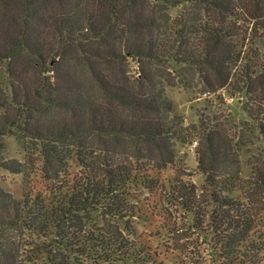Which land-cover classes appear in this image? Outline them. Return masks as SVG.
<instances>
[{"label":"trees","instance_id":"16d2710c","mask_svg":"<svg viewBox=\"0 0 264 264\" xmlns=\"http://www.w3.org/2000/svg\"><path fill=\"white\" fill-rule=\"evenodd\" d=\"M171 6L182 11L171 16ZM38 7L14 18L24 32L0 46L10 73L22 51L31 54L29 68L39 83L35 101L47 104L39 110L29 93L20 97L13 79L0 100V170L23 178L21 198L0 182V264H19L24 251L18 241L27 235L40 241L29 252L48 264L77 257L95 264L152 263L156 253L135 222L167 221L171 213L159 211L161 203L191 216L192 231L211 235L224 264H264V199L248 194L264 196V148L248 158L249 178L240 170L247 145L264 147V0H53L49 12ZM41 28L61 38V49L79 42L77 61L88 82L61 68L66 54L42 49ZM179 84L214 96L226 91L247 117L226 118L212 102L210 114L199 116L193 130L200 134L201 193L176 170L174 142L189 140L167 94ZM48 107L70 111L73 121L61 119L49 133L34 131V116ZM8 136L16 138L24 161L7 157ZM166 172L168 181L161 180ZM137 188L156 191L155 201Z\"/></svg>","mask_w":264,"mask_h":264},{"label":"rangeland","instance_id":"374dc122","mask_svg":"<svg viewBox=\"0 0 264 264\" xmlns=\"http://www.w3.org/2000/svg\"><path fill=\"white\" fill-rule=\"evenodd\" d=\"M52 1L53 0H0V30L3 29L2 32L0 31V46H9L12 42V39L15 40V37L20 36V34L24 32L23 27L21 30H18V26L13 25L14 18L17 20L20 14H25L24 17H26V15L29 14L27 13L28 9L30 7L34 8L35 6H40L38 7L37 12H49L51 10ZM5 2H7L6 5ZM181 11V8L171 6L168 13L171 16H177ZM24 20L20 19L21 23L23 24L22 26L25 27V23H23ZM37 31L40 32V28L34 29V31L32 30V33L37 34ZM41 35L40 45L45 52H47V50H54V52L59 51L58 54H66L69 58L67 64H62L61 68H63L68 73H75L81 80H84L86 82L89 81V75L87 73L88 71L84 66L82 68V66L79 65L77 61V58H80L78 47L79 42H67L66 46L64 48L62 47L61 49L59 46V39L61 38L59 36H52L49 33L43 34V31L41 32ZM33 39L34 37H32V40ZM23 43V41L19 42L18 46L22 48ZM50 43H52V45L49 46ZM83 46L87 48L88 44L84 43ZM34 60L35 59H33L29 52H26L25 50L22 51L16 58L14 69H11V73L9 69H7L8 62L3 59L0 60V100L2 102L4 101V98L2 97L3 91L4 93L8 92V90L6 89L9 82L8 80L11 81V79H13L14 81H16V86L18 87L17 91H19L20 97L23 98L26 93H29L31 95L30 101L34 103V105H36L39 110L47 107V104L44 105V101H35L36 99L33 94L35 90H37L39 84L37 81L36 73L29 68V64H31V62H33ZM54 60H59V58L56 57ZM131 70L132 75H137V68L133 63H131ZM50 75H54V73L52 72L50 73ZM52 81H54V79ZM90 83L91 82H89L88 84ZM196 83L197 82L195 80L194 84ZM202 90L203 89L201 87L193 86L190 91L185 89L180 84L176 88L167 89L168 96L174 101L178 112L185 121V130L187 131H185L183 135L189 136V140L187 142H174L177 158L176 170L178 171L179 175L183 176L182 178L184 181L193 182L197 186L200 193L203 185L205 184V176L200 170H198L196 162V148L199 145L198 140L200 134H198L197 131L194 132L193 130L194 128H196L195 126L198 125L199 116L201 115L206 117L208 114H210L209 106L210 104H212L214 107L213 109L216 112L221 111L226 118L229 114H232L234 118H239L242 121L247 120V117L241 110L242 105L241 103H239L238 98L231 97L226 91L218 92L217 96L221 97L217 98L216 95L214 96V94H206ZM42 92L45 97L49 95V93H47L48 91ZM209 102L212 103L209 104ZM47 110V114L45 112L34 116V122L38 123V127H35L36 125L35 123H33L32 129L34 131L36 130V128L41 129L42 127L45 133H49V131H51L49 127L53 126L55 122H59L61 119L68 123L73 121V113L68 110H55L54 108L49 107L47 108ZM13 113L15 112L12 111V114ZM13 116H15V114ZM20 134H22V132H20ZM5 142L7 146V157L17 158L21 161H24L25 153L23 149L19 147L16 138L8 136L5 138ZM195 142H198L197 147H194ZM263 148V144L258 142L255 146L247 145V147L243 149L240 156V170L244 178H249L252 175L251 168L247 164L248 158L252 154H258ZM75 169L76 166L74 165L72 170L74 171ZM169 173L170 172H166V174L162 173L161 180L165 179L168 181ZM35 176L40 178L39 175H34L33 177ZM0 182L6 188V190H11L15 197L21 198L23 184L22 176L11 174L5 170H0ZM137 190V193L140 196L150 198L151 201H155L154 196L156 195V191L154 193H151L149 191L138 188ZM248 194H251L250 196L253 199H264L263 195L255 191H252ZM256 203L259 204V200ZM158 208V210L161 212L169 209L171 216L166 217L167 221L164 219V217H152L147 221L135 222V227L138 231V234L144 236L153 253H156L155 261H152V263L148 264H224V259L222 257H218L217 255L221 254L220 252H218L219 250L216 249L218 252L217 254L213 250V248L215 247V239H213L211 235H208L206 233H198L196 231H192L189 228L191 216H188L184 211L172 205V203H161L160 205H158ZM168 220L172 223V226H168ZM173 225L175 227H173ZM262 225L264 226V217L260 222V226ZM18 235L19 231H14V236L18 237ZM18 242L22 246L21 248L24 251L23 254L21 253L19 264H48L46 259L39 257L36 258L29 252V250L33 248V245H31V243H40L39 240L32 239L27 235L26 237H20ZM262 242L263 243L261 244H264V237ZM46 244L44 245L46 246ZM31 256L34 257L32 258ZM262 256H264V251H262L261 253V257ZM62 257H64L65 261L68 262L67 259L69 256L67 254H63ZM77 258L78 259H76L75 261L72 260L70 264H95L93 261L87 260L84 257ZM97 264L110 263L101 261Z\"/></svg>","mask_w":264,"mask_h":264},{"label":"built area","instance_id":"2783aa9c","mask_svg":"<svg viewBox=\"0 0 264 264\" xmlns=\"http://www.w3.org/2000/svg\"><path fill=\"white\" fill-rule=\"evenodd\" d=\"M197 145H198V142H195V143H194V147H197Z\"/></svg>","mask_w":264,"mask_h":264}]
</instances>
